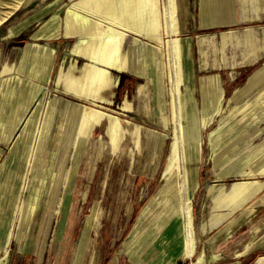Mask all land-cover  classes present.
Listing matches in <instances>:
<instances>
[{"label":"rangeland","instance_id":"rangeland-1","mask_svg":"<svg viewBox=\"0 0 264 264\" xmlns=\"http://www.w3.org/2000/svg\"><path fill=\"white\" fill-rule=\"evenodd\" d=\"M18 1H20L19 6L0 23V37L7 29H17L14 35H22L24 39L39 36L40 52L44 50L50 52L49 31L38 29V26L42 25L45 22L44 18L49 16L50 5L54 6L67 0H0V17L12 10ZM187 1L192 6L195 1L199 2V0ZM165 2L166 0H154L152 6L161 9ZM217 8L223 12L222 15H229L231 0H217ZM184 9H186L185 5L183 11ZM190 13L194 17L193 8H190ZM184 19V22L188 19L187 12L184 13ZM182 24L179 36L189 39V34L182 31L183 21ZM159 35L160 40L156 37L142 39L148 43V47L158 49L156 66L149 70L151 79L148 83L139 81L130 83L127 78L116 80L118 82L114 88V97L109 104L99 100L83 99L75 93L72 94L71 90L56 81L57 63L52 67L51 76H49V64L47 65L48 76L47 74L42 76L41 91L26 121L36 109L38 115L32 119L29 132L24 137L26 142L24 151H26L29 144L36 143L38 135L40 136L39 132H44V148L47 152L36 160L29 152L27 159L8 154L4 162L0 161V244L3 243L2 237L7 230L12 233L6 245L7 259L4 264H35L34 258L29 259L28 255L23 254L24 240L21 235L31 228L28 224L32 218L43 219L48 215L52 216L53 224L48 237L41 245L46 252L39 264H50L61 242L66 251L63 264H87L90 259V263L93 264H96L98 259V264H192L194 256L192 258L181 256V227L178 221L170 219L172 208L169 202L165 204L162 198L156 195L158 188L165 181L162 179V171L167 162L173 126L169 107L170 47L166 44V40H170L173 36L165 31ZM30 53L31 51L27 55ZM83 62H78L77 67L80 68ZM186 66H189V61H186ZM192 83L196 106L189 112L184 122L190 124L193 129H199L201 139L196 172L197 183L190 191L196 255L203 250L204 245L197 225L198 217L195 214L199 194L198 175L201 169L210 167L209 132L225 114L224 107L227 103L224 101L222 109L220 103L219 113L217 112L216 116L202 125L204 117L201 119L198 112L196 87L195 83ZM126 87L129 88V107H126V102L123 101ZM55 95L66 100L64 104L66 107L72 102H77L96 107L106 113L98 119L94 131L92 130L89 135L90 139L88 138L77 152L73 146H68L66 150L65 141L57 139L67 117L66 110L64 109V113L62 109L58 113L51 112L50 118L47 119V107ZM244 100H237L229 105L239 106ZM163 113L166 116L165 120L162 117ZM112 115L118 116L120 120L118 150H113L111 147L117 139L110 141L111 136L108 133L113 121ZM227 116L232 120L240 117L239 113ZM45 121L48 122L47 127L44 126ZM134 124H138L142 132L140 150L135 148L133 140L129 137V130ZM260 135L261 131H252L250 135L239 141L238 149L259 152L260 147L254 144ZM33 136H35L34 140ZM96 139L99 140L97 148H95ZM13 142L11 141L7 146L9 152ZM248 143L250 145L247 146ZM40 157L42 160L46 159L43 168L40 166L42 163ZM74 163L77 164L76 170L66 185L65 170L70 169ZM260 166L264 167L263 160L257 161L254 165V167ZM251 178L258 180L260 177L237 174L230 179V184ZM37 188L40 189L38 200L26 220V213L31 207L32 191ZM98 205V215L96 220H93L90 214L97 211ZM14 222L18 225L13 226ZM31 232L30 230L28 233ZM2 251L3 247L0 249V255ZM94 253L97 255L95 256ZM205 262L204 257L203 264Z\"/></svg>","mask_w":264,"mask_h":264},{"label":"crops","instance_id":"crops-1","mask_svg":"<svg viewBox=\"0 0 264 264\" xmlns=\"http://www.w3.org/2000/svg\"><path fill=\"white\" fill-rule=\"evenodd\" d=\"M183 4L188 19L182 31L189 34L190 41L187 73L195 83L200 117L212 119L217 115L219 103L221 109L224 101L227 103L225 114L212 128L213 135L208 137L210 167L201 169L198 175L195 214L204 243L203 258L205 264H264V172H245L253 156L259 155L258 161H264V92L257 95V89L264 81V0H231L229 15H222L217 0H199L193 6L183 0ZM94 6L90 0H67L50 5L49 16L38 26V29L49 31V49L52 51L49 76L55 63L57 75L60 67L70 63L77 66L78 62L88 60L86 55L76 54L73 47L86 39V29L100 18V12ZM72 7L77 8L75 14L71 12ZM190 8L194 9V17ZM67 16H71L68 25ZM16 30L7 29L0 37L2 162L9 154L7 146L22 130L41 91V38L24 39L22 35H14ZM142 39L131 33L125 35L123 50H130L127 68L109 69L117 80L127 78L130 83H148L151 79L149 70L156 66L158 53L154 56L151 47ZM26 51L31 53L27 55ZM128 89L126 87L123 94L126 103ZM241 99H250L244 110L238 111V106L229 105ZM232 113H239L240 117L232 120L227 116ZM256 130L261 131L254 144L260 147L259 152L238 149L239 141ZM237 174L257 175L261 177L260 183L243 201L226 203L224 197L233 189L230 179ZM29 222L31 228L27 231L32 232L22 233V251L39 264L45 257L46 251L41 245L48 237L53 218L48 215L43 219L32 218ZM13 226H17L15 222ZM57 249L50 264L65 263L66 251L62 242ZM90 260L87 264H93Z\"/></svg>","mask_w":264,"mask_h":264},{"label":"bare ground","instance_id":"bare-ground-1","mask_svg":"<svg viewBox=\"0 0 264 264\" xmlns=\"http://www.w3.org/2000/svg\"><path fill=\"white\" fill-rule=\"evenodd\" d=\"M90 1L95 4L94 7L100 12V18L96 19L89 29H86V39L73 47V51L76 54L86 55L88 60L82 65L80 64V68L75 66L74 63H70L67 68L60 67L57 71L56 81L66 89L71 90L78 97L91 101L99 100L109 104L112 102L117 80L111 74L109 69L115 68L118 70H125L130 57V50H123L125 35L131 33L136 37H142L144 39H153L156 37L160 40L161 37L159 34L163 31H165V33H171L173 37L170 40H166V44L167 47H170L171 68L169 81L171 82V88L169 91V107L173 126L170 136L167 162L162 171V179H165V181L158 188L156 195L161 197L162 202L165 204L169 202V205L172 208L170 219L178 221L181 227V256L191 258L194 256L192 264H203V252L199 251V253L195 255V248L197 245L194 236L193 209L190 196V191L197 183L196 172L197 163L200 158L201 139L199 129H193L190 124L184 122L186 121L189 112L195 109L196 104L193 95V83L190 74L187 73L188 67L186 66V61H189L190 64V41L189 39L181 38L179 36V31L183 26L182 21L185 24L183 0H166L161 9L153 8L152 2L154 0ZM19 3L20 1L14 5L12 10L0 17V23H2V21L19 6ZM76 10L77 8L75 7L71 8L73 14L76 13ZM70 18L71 16H67L66 18L67 25L69 21H71ZM151 49L154 52V56H156L158 49L156 47H151ZM51 52V50L50 52L45 50L44 52H41L42 76L47 72V65L50 62V58H52ZM263 92L264 81L257 89V95H260ZM65 101L66 100L62 97L57 95L53 96L51 103L47 107V119L50 118L51 112L58 113L62 109L64 113L66 110L65 113L67 117L61 132L57 135V139L58 141H65L66 150L68 146H73L75 152H77L80 146L83 145L88 138L90 139L89 135L94 129L98 119L106 113L96 107L77 102H72L66 107L64 105ZM249 102L250 99H245L243 103L238 106V111L244 110L249 105ZM129 106L130 104L127 102L126 107ZM218 110L219 106L215 114ZM37 115L38 110L36 109V111L29 116L24 127L13 142L12 148L9 152L10 156L19 155L21 158L27 159L29 158V152H31V155L33 154L34 159L36 160L39 159L40 155L43 157L44 153L47 152H45L44 148V132H39L40 136L38 135L39 138L36 143L33 145L29 144L28 149L24 151V148L26 147L24 137L26 133L29 132L32 119H35ZM162 117L163 120H165L166 116L164 113ZM47 119L46 121H48ZM112 119L113 121L108 128V133L111 136L110 141L117 139L120 129V120L118 116L112 115ZM209 121L210 119L203 118L202 125ZM47 125L48 122L44 123V126L47 127ZM141 133L138 124H134L129 130V137L133 140L137 150H140ZM34 134H36V132ZM212 135L213 132L210 131L209 136ZM34 137L35 136H33V140L35 139ZM97 140L98 139L95 141V148H97L99 144L97 143L99 140ZM119 141L120 139H117L115 141L116 143L111 144L113 150L119 149ZM259 157V155H255L251 158L249 163L250 167L249 169H246V173L264 172V168L254 167ZM45 165L46 159L42 160L40 166L43 168ZM76 167L77 164L74 163L70 166V169L65 170L66 185L73 176ZM259 183L260 182L257 179L252 178L234 182L232 191L224 197V201L230 204H236L243 201L247 193L251 192L254 187H258ZM39 193V188L32 191L31 207L26 213V220L32 213L34 205L38 200ZM20 208H22V206ZM98 211L99 205L97 211H93L90 214L91 219L96 220ZM11 236V231L7 230L2 237L3 243L0 244V249L3 247V251L0 255V264H4L7 259L6 245ZM127 245L129 246V242Z\"/></svg>","mask_w":264,"mask_h":264}]
</instances>
